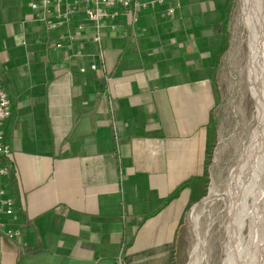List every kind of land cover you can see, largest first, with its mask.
<instances>
[{"label":"crops","instance_id":"crops-1","mask_svg":"<svg viewBox=\"0 0 264 264\" xmlns=\"http://www.w3.org/2000/svg\"><path fill=\"white\" fill-rule=\"evenodd\" d=\"M179 2L171 19L145 12L132 40L106 32V80L49 48L57 32L31 21L28 0H0L12 103L0 165L16 201L0 222L22 232L0 244V264H172L204 193L231 5ZM74 51L94 52L90 32Z\"/></svg>","mask_w":264,"mask_h":264},{"label":"rangeland","instance_id":"rangeland-1","mask_svg":"<svg viewBox=\"0 0 264 264\" xmlns=\"http://www.w3.org/2000/svg\"><path fill=\"white\" fill-rule=\"evenodd\" d=\"M240 5V0H231L222 42L225 52L215 74L219 102L213 116L204 193L185 215L172 264H227L229 260L232 186L258 128L256 95L248 69V31L238 16ZM247 225L248 218L241 233L244 244L250 233Z\"/></svg>","mask_w":264,"mask_h":264},{"label":"built area","instance_id":"built-area-1","mask_svg":"<svg viewBox=\"0 0 264 264\" xmlns=\"http://www.w3.org/2000/svg\"><path fill=\"white\" fill-rule=\"evenodd\" d=\"M28 5L33 23L45 26L48 32H57L48 40L50 49L62 51L67 60L79 61L81 74L101 72L106 80H109L104 50L106 32L132 40V33L136 32L145 12L163 9L171 19L181 7L179 0H28ZM81 14L85 21L77 20ZM87 32H90L94 52L84 55L74 51V47ZM11 115L12 103L0 84V164L10 154L3 128ZM12 176L11 167L0 165V216L9 218L15 215L16 206L10 187ZM21 237V231L6 229L0 222V244Z\"/></svg>","mask_w":264,"mask_h":264},{"label":"bare ground","instance_id":"bare-ground-1","mask_svg":"<svg viewBox=\"0 0 264 264\" xmlns=\"http://www.w3.org/2000/svg\"><path fill=\"white\" fill-rule=\"evenodd\" d=\"M240 1L238 16L248 31V69L256 95L258 128L232 186V236L227 264H264V0ZM247 218L250 233L244 244L241 233Z\"/></svg>","mask_w":264,"mask_h":264},{"label":"trees","instance_id":"trees-1","mask_svg":"<svg viewBox=\"0 0 264 264\" xmlns=\"http://www.w3.org/2000/svg\"><path fill=\"white\" fill-rule=\"evenodd\" d=\"M189 186V185H188Z\"/></svg>","mask_w":264,"mask_h":264}]
</instances>
